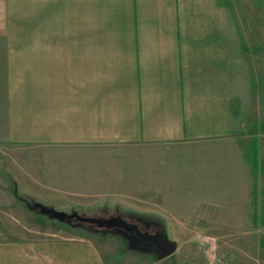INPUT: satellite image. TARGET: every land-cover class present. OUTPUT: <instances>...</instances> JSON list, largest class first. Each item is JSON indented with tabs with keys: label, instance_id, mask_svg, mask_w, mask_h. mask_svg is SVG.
Segmentation results:
<instances>
[{
	"label": "crops",
	"instance_id": "0c3cea01",
	"mask_svg": "<svg viewBox=\"0 0 264 264\" xmlns=\"http://www.w3.org/2000/svg\"><path fill=\"white\" fill-rule=\"evenodd\" d=\"M254 13L247 47L228 0H0V178L54 209L96 208L121 197L127 149L153 145L177 159L159 151L156 201L175 187L221 201L261 157L240 129L246 65L264 58ZM0 264L101 257L92 238H0Z\"/></svg>",
	"mask_w": 264,
	"mask_h": 264
},
{
	"label": "rangeland",
	"instance_id": "374dc122",
	"mask_svg": "<svg viewBox=\"0 0 264 264\" xmlns=\"http://www.w3.org/2000/svg\"><path fill=\"white\" fill-rule=\"evenodd\" d=\"M228 1L230 15L235 21L238 20V25L241 23L240 29L248 47V36L254 31L249 30V13L256 11L252 16L257 18L258 34V23L261 16L264 18V0ZM261 27L264 33V26ZM263 47L264 44L262 49ZM247 60L246 58L245 61ZM263 63L264 58L257 59L255 70H252V64L249 67L246 65L247 72L251 71L244 74L246 85L240 93V129L241 135L245 136L242 137V142H250V146L256 143L261 150V157L256 160L257 168L253 171L251 181L242 177L239 186H225V194L220 195L223 199L217 202L177 200V197H182V188L179 187L174 188V194L177 195H173L174 200L159 202L156 201L159 198L158 190L163 194L167 191V186H161L160 189L152 186V166L160 155L159 151L164 153L162 156L165 155L164 162L169 161V152H173L171 160L175 162V149L168 152V148L136 144L130 146L122 156V160L129 165V177L117 201L96 208L57 209L68 214L102 219L119 216L126 222L137 225L141 231L157 230L176 243L177 247L172 255L158 260L154 253L142 245H136L127 232L118 227L107 229L93 223L77 226L75 218L59 220L49 214H42L40 208L35 207L34 201H38L35 197L19 192L14 182L3 176L0 178V238H92L98 247L101 264H264ZM253 153L251 157L255 161L257 155L254 157ZM25 155L28 154L16 155V160H22ZM37 157L38 154L34 159L39 161ZM8 158V153H1L0 163ZM142 164L146 168L144 171L140 169ZM142 172L148 175L141 178L139 174ZM14 190L17 191V197ZM39 203L53 208L50 204L41 201ZM7 228L15 232L4 233L3 229Z\"/></svg>",
	"mask_w": 264,
	"mask_h": 264
},
{
	"label": "water",
	"instance_id": "95a60500",
	"mask_svg": "<svg viewBox=\"0 0 264 264\" xmlns=\"http://www.w3.org/2000/svg\"><path fill=\"white\" fill-rule=\"evenodd\" d=\"M35 207L40 208V212L42 214H49L54 218L62 220L63 218L71 219L75 218L84 223H93L98 226H103L107 229L118 227L123 229L126 232H129L134 235L137 241L145 242L149 240L147 234H144L140 231L137 225L126 222L123 218L119 216L111 217V218H95V217H85L79 216L77 214H68L64 211H60L54 208H47L45 205L39 202H35ZM150 241H154L156 243V247L153 249V253L158 260L164 259L170 255H172L176 250V243L168 239L165 234H162L158 240L150 239Z\"/></svg>",
	"mask_w": 264,
	"mask_h": 264
},
{
	"label": "flooded vegetation",
	"instance_id": "af4514ba",
	"mask_svg": "<svg viewBox=\"0 0 264 264\" xmlns=\"http://www.w3.org/2000/svg\"><path fill=\"white\" fill-rule=\"evenodd\" d=\"M121 229V228H120ZM123 230V229H122ZM141 231V230H140ZM126 232V231H125ZM143 232L144 234H147V236L149 237V240L148 241H145V242H140V241H137L136 238L134 237L133 234L127 232V234L130 236V238L133 239L134 243L136 245H142L143 247H145L148 251L152 252L153 253V249L156 247V243L154 241H150V239H153V240H158V238L162 235L159 233V231L155 230L154 232H147V231H141ZM139 243V244H138Z\"/></svg>",
	"mask_w": 264,
	"mask_h": 264
},
{
	"label": "trees",
	"instance_id": "16d2710c",
	"mask_svg": "<svg viewBox=\"0 0 264 264\" xmlns=\"http://www.w3.org/2000/svg\"><path fill=\"white\" fill-rule=\"evenodd\" d=\"M253 146V145H252ZM253 153V152H252ZM253 156L255 157L256 156V154L255 153H253ZM34 202H39V201H34ZM70 221V220H69ZM73 221V220H72ZM74 221H76V223H75V225H77V226H81V225H83V224H85V223H83V222H80L79 220H77V219H75Z\"/></svg>",
	"mask_w": 264,
	"mask_h": 264
}]
</instances>
